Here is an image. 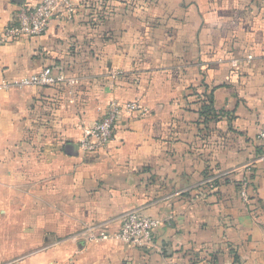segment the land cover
Returning <instances> with one entry per match:
<instances>
[{"label": "crops", "instance_id": "obj_1", "mask_svg": "<svg viewBox=\"0 0 264 264\" xmlns=\"http://www.w3.org/2000/svg\"><path fill=\"white\" fill-rule=\"evenodd\" d=\"M41 1L0 0V31ZM71 3L0 46V264H264V0ZM46 66L64 81L14 84ZM130 101L84 152V128ZM135 209L160 221L149 245L112 238Z\"/></svg>", "mask_w": 264, "mask_h": 264}, {"label": "built area", "instance_id": "obj_2", "mask_svg": "<svg viewBox=\"0 0 264 264\" xmlns=\"http://www.w3.org/2000/svg\"><path fill=\"white\" fill-rule=\"evenodd\" d=\"M71 0H42L36 4H22L18 10L13 23L7 25L0 31V46L14 42L22 37H35L44 34L53 20L60 13L72 12ZM64 81V76L56 73L51 66L26 75L15 81V85L54 87ZM9 86L8 83H0V88ZM138 102L126 103L125 107L113 103L106 111L101 120L96 121L93 126L84 130V136L80 141V147L84 152H93L103 149L113 137L116 122L121 110H137ZM258 139L262 146L261 159L264 160V129L259 133ZM211 181V180H210ZM241 196L250 198V181L245 178L241 182ZM160 221L152 216L146 215L141 210L135 209L126 212L121 217V227L112 237L126 244L144 246L153 243L156 230ZM103 239L109 238L103 235Z\"/></svg>", "mask_w": 264, "mask_h": 264}, {"label": "rangeland", "instance_id": "obj_3", "mask_svg": "<svg viewBox=\"0 0 264 264\" xmlns=\"http://www.w3.org/2000/svg\"><path fill=\"white\" fill-rule=\"evenodd\" d=\"M250 23V22H249ZM72 82V81H71ZM76 84L74 83V84H72V83H65V86H64V92H66L68 95H70V96H72L73 98H74V95H75V93H76ZM198 93H201V92H198L197 91V89H195V92H193V95L194 94H198ZM195 99H197V101H200V99L202 98H198V97H194ZM74 100V99H73ZM72 102H75V101H72ZM130 102H132V101H130ZM136 102H138V101H136ZM126 103H128V102H126ZM126 103H124V104H118V103H115V104H118V105H121V106H124L125 107V105H126ZM139 103V102H138ZM113 105V103H110V106H109V108L111 107ZM138 109L137 110H129V109H127V108H125V109H123V110H121L120 111V113H119V116H118V120H117V122H116V126H117V123H118V121H119V119H120V117H121V115H122V112H127V113H136V112H138V111H140L141 110V106H140V104H138ZM54 107H56V106H54ZM108 108V109H109ZM53 110V109H52ZM106 113V112H105ZM103 116L104 115H102L101 117H99V118H96V119H94L91 123H89L85 128H87V127H89V126H93V124L96 122V121H98V120H101L102 118H103ZM85 128H84V130H85ZM115 130H116V127H115V129H114V133H115ZM114 133H113V137H114ZM84 136V135H83ZM113 137H112V139H113ZM83 138V137H82ZM112 141V140H111ZM110 141V142H111ZM109 142V143H110ZM108 144H106V146H107ZM106 146H104L103 147V149L106 147ZM263 149V148H262ZM102 150V149H101ZM100 151V150H99ZM93 152H98V151H93Z\"/></svg>", "mask_w": 264, "mask_h": 264}, {"label": "trees", "instance_id": "obj_4", "mask_svg": "<svg viewBox=\"0 0 264 264\" xmlns=\"http://www.w3.org/2000/svg\"><path fill=\"white\" fill-rule=\"evenodd\" d=\"M197 103L199 106V120H202V123L204 124H208V122L217 115L214 109L213 93L208 94V98H201Z\"/></svg>", "mask_w": 264, "mask_h": 264}, {"label": "water", "instance_id": "obj_5", "mask_svg": "<svg viewBox=\"0 0 264 264\" xmlns=\"http://www.w3.org/2000/svg\"><path fill=\"white\" fill-rule=\"evenodd\" d=\"M67 152H68L69 154H71V153H72V152L70 151V149H69V150L67 149Z\"/></svg>", "mask_w": 264, "mask_h": 264}]
</instances>
